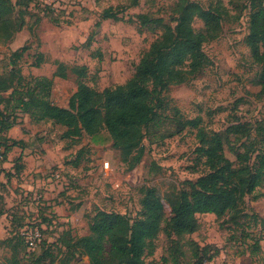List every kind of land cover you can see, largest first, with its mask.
Masks as SVG:
<instances>
[{"label": "rangeland", "instance_id": "obj_1", "mask_svg": "<svg viewBox=\"0 0 264 264\" xmlns=\"http://www.w3.org/2000/svg\"><path fill=\"white\" fill-rule=\"evenodd\" d=\"M14 1L13 23L0 34V154L16 144L0 161V209L8 214L0 219V264H89L73 245L91 234L96 214L135 220L146 196L156 198L169 220L184 183L209 172L200 152L206 133L222 137L226 156L238 167V155H248L255 166L264 154L261 67L247 45L252 10L264 0H189L204 10L222 3L227 10L222 32L203 47L204 71L163 94L160 122L146 130L144 157L132 170L106 130L96 137L67 138L65 127L34 122L21 111L19 99L35 87V78L53 82L50 101L62 108L69 107L80 83L100 93L127 84L164 26H176L178 0H139L136 6L130 0ZM108 9L118 20L102 19ZM143 17L163 25L143 27ZM20 21L23 27L14 33ZM203 27L196 19L194 28ZM16 53L20 57L14 58ZM2 120L15 126L4 131ZM237 124H248L249 133H229ZM21 154L25 160L19 165ZM15 162L25 170L19 173ZM198 218V232L181 244L161 232L146 264L198 263L192 242L200 258H214L207 264H264V185L246 198L237 222ZM23 225L41 231L43 248L29 252L20 242Z\"/></svg>", "mask_w": 264, "mask_h": 264}, {"label": "trees", "instance_id": "obj_2", "mask_svg": "<svg viewBox=\"0 0 264 264\" xmlns=\"http://www.w3.org/2000/svg\"><path fill=\"white\" fill-rule=\"evenodd\" d=\"M35 1L29 0V3ZM130 1L133 6L139 3V0ZM17 6L18 2L14 0H0V34L12 25ZM226 11L222 3L204 10L189 0H178L176 26H164L162 36L144 54L127 84L100 93L80 83L69 101V107L62 108L50 101L53 82L48 78H35V87L19 99L21 111L30 115L34 122L51 121L65 127V136L73 140L84 135L96 137L106 130L114 147L121 152L123 162L130 163L131 170L135 169L145 154L143 142L146 130L160 122L163 94L170 87L184 85L204 71L208 59L203 47L219 38ZM19 17L23 19L21 15ZM102 19L118 20V15L108 9L102 14ZM142 19L143 27L151 23L163 25V20ZM196 19L204 24L200 30L194 28ZM22 27L23 22L20 21L14 33L21 31ZM247 45L255 63L261 67L260 97L264 100V6L252 10ZM13 57L20 55L16 53ZM85 73V69L80 70L81 77ZM58 76L66 77L65 74ZM3 116L0 111V117ZM1 123L5 125L4 131H10L15 126V122L2 120ZM247 125L231 126L228 132L245 136L249 133ZM202 143L201 157L205 159L209 172L196 181L184 183L183 190L172 205L169 220L156 205V198L146 196L135 220L127 215L98 212L90 224L91 234L76 241L73 247L89 259V264H146V257L153 254L155 240L161 232L169 238L176 237V243L181 244L187 236L198 232V217L201 215H214L219 220L230 217L232 222H237L246 198L253 196L264 185V154L255 166H250L248 155H238L242 163L238 167L226 156L220 135L206 133L202 136ZM13 148H6L0 154V161ZM20 161L17 159L19 165ZM16 170L21 173L23 167L17 166ZM6 213L0 209V217ZM21 230L19 239L26 246ZM46 243L43 241L39 248ZM191 245L196 250L194 257L199 259L195 264H207L214 259L200 258L197 244L192 242ZM174 264L180 263L176 259Z\"/></svg>", "mask_w": 264, "mask_h": 264}, {"label": "built area", "instance_id": "obj_3", "mask_svg": "<svg viewBox=\"0 0 264 264\" xmlns=\"http://www.w3.org/2000/svg\"><path fill=\"white\" fill-rule=\"evenodd\" d=\"M109 166V163H105L104 168L107 170ZM60 178V173H56L54 175V179L59 180ZM21 236L25 240L29 252H35L44 241L43 234L41 233V231L38 229H31L29 226H25L21 230Z\"/></svg>", "mask_w": 264, "mask_h": 264}, {"label": "crops", "instance_id": "obj_4", "mask_svg": "<svg viewBox=\"0 0 264 264\" xmlns=\"http://www.w3.org/2000/svg\"><path fill=\"white\" fill-rule=\"evenodd\" d=\"M9 155H11V152L7 155V157H9ZM18 159H20V160H22V161H24L25 159L23 158V156H22V154L19 156V158ZM22 161H20V164L21 163H24V162H22ZM2 165V163H0V166ZM5 167H7V165H11V164H9L8 162H5L4 164H3ZM15 165H16V163H15ZM25 170V168H23V171ZM13 173H14V170H13ZM3 178V177H2ZM0 194L1 195H3V193L0 191ZM4 197H5V195H4ZM6 198V197H5ZM6 215H8L7 213H6ZM5 216V215H4ZM2 217H0V219H1ZM7 223H6V225H8L9 224V221H6ZM0 223H1V221H0Z\"/></svg>", "mask_w": 264, "mask_h": 264}]
</instances>
